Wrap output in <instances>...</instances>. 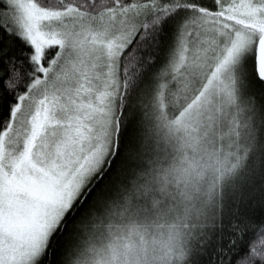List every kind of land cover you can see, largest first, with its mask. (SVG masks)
<instances>
[{
	"label": "snow or ice",
	"instance_id": "obj_1",
	"mask_svg": "<svg viewBox=\"0 0 264 264\" xmlns=\"http://www.w3.org/2000/svg\"><path fill=\"white\" fill-rule=\"evenodd\" d=\"M0 264H264V0H0Z\"/></svg>",
	"mask_w": 264,
	"mask_h": 264
}]
</instances>
